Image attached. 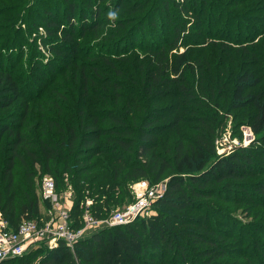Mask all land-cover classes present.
I'll use <instances>...</instances> for the list:
<instances>
[{"label": "trees", "instance_id": "trees-1", "mask_svg": "<svg viewBox=\"0 0 264 264\" xmlns=\"http://www.w3.org/2000/svg\"><path fill=\"white\" fill-rule=\"evenodd\" d=\"M18 1L22 2L0 0V15L11 12L13 5L6 3ZM111 1L59 0L56 6L62 9L61 18L66 16L62 24L67 34L56 29L58 10H43L39 18L46 36L57 35L49 44L44 42L55 61H43L50 72L41 71L40 85L31 86L34 92L23 96L19 111L12 105L21 95L20 80L0 65L2 229L13 232L24 220L40 221L37 189L44 174L54 178L58 192L67 185L75 189L69 213L75 227L82 224L87 198L93 217L102 219L132 201L134 181L156 183L165 176V190L154 200L153 212L104 227L78 240L73 249L63 241L54 248L42 244L45 248L1 264H224L230 258L237 264H264L262 243L249 230L245 235L236 229V220L223 219L222 210L218 219L219 211L211 206L205 210L201 201L244 202L251 196L264 201V185L247 181L258 172V145L264 144V71L257 66L264 62V40H234L230 31L219 36L205 30V0H115L114 9ZM251 1L231 3L235 11L251 13H237L236 30L253 26L255 14L264 12ZM108 7L118 10V18L103 16ZM150 29L154 33L146 36ZM87 31L109 38L111 49L96 45L77 50L76 46L86 47L82 42L90 37ZM214 40L225 42L218 45ZM57 43L64 44L61 51L68 49L69 58L57 59ZM245 44L259 48L263 57ZM41 65L36 62L32 69L40 71ZM234 71L232 99L237 107L249 108L246 124L255 139L217 157L218 114L204 110L184 115L183 103L220 110L221 75ZM172 131L174 141L168 149L165 143ZM230 191L240 198L234 199ZM237 239L242 246L237 244L231 253L227 247Z\"/></svg>", "mask_w": 264, "mask_h": 264}, {"label": "rangeland", "instance_id": "rangeland-1", "mask_svg": "<svg viewBox=\"0 0 264 264\" xmlns=\"http://www.w3.org/2000/svg\"><path fill=\"white\" fill-rule=\"evenodd\" d=\"M58 1L59 0H22V2H10L6 3L5 5H13L11 6V12H3L0 15V65L4 64L5 66H8L11 70L14 71L13 74H16L17 79L20 80L21 95L19 99L16 100L12 105V109H15L16 111L22 109L21 101L23 99V96H26L29 93L32 94L34 92V89H32L31 86L35 87V84L38 86L40 85L38 84L37 80L42 75V72H50V70L47 68L46 63L55 61L54 56H51L49 50H47L46 43H48V41H50L52 38H55V36L57 35L54 34L52 37L46 36L45 28L42 24L43 20L42 18H39V15H42L43 10L45 9H57L59 15L57 24L58 27L56 29L59 28L60 30H63V34H67L69 32L65 25L62 24L64 23L63 19H65L66 16H64L63 19L61 18L62 9L59 7V5L56 6L58 4ZM108 1L110 0H105L104 3H107ZM234 1L235 0H205L204 9L206 12H204L203 20V23L205 25L204 29H207V31H209L211 34H217L219 36L225 35L228 31H230V37L234 40H238L247 36L252 37L253 42L257 43L264 40V12H257V16L255 14L254 17L256 18L254 25L252 26L251 24L247 27V29L250 30H247L244 27H241L240 30H236L238 24L237 13L247 14L249 15V17L251 16V13L246 11L245 13H242V11H235L231 6V3H233ZM114 2L116 1L113 0L111 4L112 9H114L115 6ZM251 3H255L262 8L264 7V0H252ZM104 7L105 6L103 4V9H105ZM110 10L111 7H108V10L103 13V16L107 17ZM115 12L117 13L116 18H118V10ZM249 17H247V19H250ZM158 18L160 17L155 16V19L158 20ZM206 20H211V22L206 24ZM227 26H230V28L232 29L230 30V28H228ZM217 27H219L220 30L219 28L217 29ZM154 31V29L146 30V36L152 35ZM63 34H59L58 37L60 38ZM87 35H90V37H85L82 42L86 47L82 48V45L76 46L77 50H80L81 52L87 51L90 48H94L96 45L98 46V49L99 47H102L104 50L111 49V44L109 46L110 48L107 47L109 38L106 39L103 35L94 37V32L91 31H87ZM73 38L74 37H72L71 39ZM44 42L46 43L44 44ZM221 42L223 43L225 41L214 40L212 43L220 45ZM57 45L60 49L59 52L55 53V56L58 57L57 59H59L60 57L64 58V60L65 58H69L68 49L67 51H61L63 50L62 46H64V44L57 43L56 46ZM245 45L250 47L249 49H259L255 47L252 48V46H249L247 44ZM70 47L74 48L75 45L71 44ZM122 49L124 48L121 47V50ZM136 52L138 51L136 50ZM256 53L257 56L263 57L262 51ZM43 61L47 62L44 63ZM36 62H40L42 64V68L40 71L32 69L33 65H35ZM59 65L63 66L64 64L60 62ZM257 66L263 68L262 70L264 71V62H258ZM43 68L44 70H42ZM236 73L237 71H234L228 76L221 75L219 86L220 97L218 98L220 110L219 107L217 109L215 106H209V108H207L205 105H202L200 103H183V105H186L184 115H199L203 114L201 112L204 110L216 111V114H218L220 123L216 128V136L214 141L216 154L218 155L217 157L227 156L237 151L239 148H245L249 146L250 143L255 139V135L251 132L250 127L246 124L249 117L248 115L250 113L249 108L237 107V103L232 99V89L235 82ZM161 135L163 136L165 135V133H162ZM172 135L173 131L171 132L170 138L165 143L168 149H171L173 145L174 139ZM6 139H8V136H6ZM258 147L259 149L257 151V155L259 157L256 158L255 163V167L259 165V168L257 170L258 172L257 174L248 177L247 181H254L258 184L264 185V144H259ZM1 150L5 154V146L2 147ZM167 153H169L168 150ZM148 181L151 182L150 180ZM160 181H166L165 176L162 177L158 182ZM217 189L219 190L220 187H218ZM65 190L66 189H63L61 192H59L58 204L61 206V208H66L67 210L71 211L77 194L73 187H71L72 191L70 196L64 193ZM228 194L234 197V199H238V197L240 198L239 194H236L232 191H230V193ZM201 201L205 203V210H208L207 208L209 206L214 207L219 211L218 219H220V210H222L223 213H225L223 219H227L230 223H233V221L236 220V229L243 231L245 235L249 230L250 235L254 236V238L257 241L261 242L262 246H264V234H262V232H264V201H261L260 199H257L253 196H251L250 200H245L244 202L232 200L224 201L220 200L219 198H210ZM39 207L41 215L40 221L43 222L50 220L51 216L46 211L47 206L43 209L42 201H39ZM153 209L154 208L152 207L148 214L153 212ZM148 214L144 213L142 216ZM213 215L214 213L210 210L209 216L212 217ZM257 228H260L261 232H256ZM237 241L238 242L231 243V246H228L227 250L231 251V253H234L237 250L238 245L239 247L242 246V244H240V240L237 239ZM38 243L39 242L27 245L25 247V252L29 253L31 250L45 248V242H40L39 244ZM244 243H248V241L243 242V244ZM42 244L45 246L41 247ZM195 246L197 248H201L205 245L195 244ZM224 264L237 263L235 261V258H230Z\"/></svg>", "mask_w": 264, "mask_h": 264}, {"label": "built area", "instance_id": "built-area-1", "mask_svg": "<svg viewBox=\"0 0 264 264\" xmlns=\"http://www.w3.org/2000/svg\"><path fill=\"white\" fill-rule=\"evenodd\" d=\"M166 181L149 183L147 179H139L130 185L133 199L122 208L115 209L109 216L102 219L93 217L91 199H86L82 207L81 226H73L70 211L58 204L59 192L55 180L48 174L42 175L38 183L37 193L40 201L48 202L46 211L51 216L48 221L24 220L13 232L4 231V221L0 218V264L10 258L20 256L25 247L37 242H45L49 248L63 241L73 249L74 244L104 227L124 225L144 213L150 212L154 200L162 196ZM65 194L71 195V186L67 185ZM45 207H43L44 209ZM38 243V244H39Z\"/></svg>", "mask_w": 264, "mask_h": 264}, {"label": "clouds", "instance_id": "clouds-1", "mask_svg": "<svg viewBox=\"0 0 264 264\" xmlns=\"http://www.w3.org/2000/svg\"><path fill=\"white\" fill-rule=\"evenodd\" d=\"M108 17H109L110 20H115L116 17H117V13L113 12V11H109L108 12Z\"/></svg>", "mask_w": 264, "mask_h": 264}]
</instances>
